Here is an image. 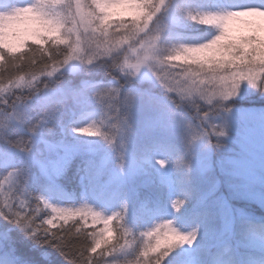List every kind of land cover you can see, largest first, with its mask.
I'll return each instance as SVG.
<instances>
[{
  "label": "snow or ice",
  "instance_id": "6c2138e0",
  "mask_svg": "<svg viewBox=\"0 0 264 264\" xmlns=\"http://www.w3.org/2000/svg\"><path fill=\"white\" fill-rule=\"evenodd\" d=\"M49 4L68 5L67 16L49 17L45 11ZM199 7L204 9L201 20L219 18L223 23L198 45L177 47L173 41L181 35L174 31L179 17L169 11V0L0 2V118L4 120L0 125V218L35 242L55 247L67 264H120L118 254L130 237H143L145 244L138 252L129 245L130 264H201L215 215L202 197L195 198L192 209L186 211L196 192L192 183L193 161L198 163V144L206 150L223 147L227 122L210 120V116L221 115L211 100L206 109L197 107L198 119L187 118L183 109H170L164 100L199 94L204 85H208L205 91H210L213 84L222 86L219 95L225 101L238 98L245 82L254 91L264 92V0H215L212 7ZM181 11L192 15L187 5ZM124 16L130 19H122ZM165 44L169 54L161 57L158 53ZM61 47L66 49L63 53L59 51ZM181 48L188 55L182 54ZM113 58L118 62L111 64V81L85 83L83 90L101 103L104 117L117 121L112 127L125 137L117 153L121 171L129 163L126 140L133 135L130 117L138 104L154 113L155 127L178 140V146L171 141L167 144L173 155L151 157L159 168L170 166L179 174L175 183L180 194L168 197L166 207L170 211L163 214L154 215L148 200L133 211L128 201L121 199L119 207L110 214L87 200L79 207L54 205L47 198L34 195L29 187L33 181H43L45 186L55 183L74 158L94 151L89 143L92 139L99 138L115 150V136L102 127L105 118L98 122L89 119L84 111L65 124L57 109L52 108L33 119L27 104L41 91V84L47 89L51 78L70 62L92 71L98 63ZM157 88L164 96L156 94ZM105 100L107 104L103 103ZM231 110L232 106H225L223 113ZM49 120L56 121L59 139H52L55 129ZM181 148L184 156L179 155ZM45 153L55 154L64 161L63 166L51 167L44 159ZM132 163L137 165V158L133 157ZM105 183L107 187H98V182L89 180L91 190L103 203L126 195L122 186ZM161 184L167 187L163 181ZM153 203L159 209V202ZM144 221L149 223L141 230L139 224ZM221 221L222 231L234 234L237 220L230 210L221 216ZM249 221L244 218L240 223ZM101 223L103 228L97 229ZM189 225L191 230L185 233L181 226ZM89 227L93 230L87 231ZM157 233L168 236L169 244L176 246L159 254L163 241L157 238L155 244H147ZM250 238L264 244V228L253 230Z\"/></svg>",
  "mask_w": 264,
  "mask_h": 264
},
{
  "label": "trees",
  "instance_id": "16d2710c",
  "mask_svg": "<svg viewBox=\"0 0 264 264\" xmlns=\"http://www.w3.org/2000/svg\"><path fill=\"white\" fill-rule=\"evenodd\" d=\"M0 2H7V0H0ZM17 2L22 3L25 2V0H17ZM214 2L215 0H198L199 5L203 7H212ZM174 8L175 5L173 6V9ZM121 18L125 20L130 19L128 16ZM189 31L203 32L204 29L202 27H193L189 29ZM110 81L111 76L103 69L85 71L81 68L77 73H58L54 78H51L49 86L58 85L62 87V93H59L51 99H43L42 93L44 87L43 84H41V91L32 96L27 104L32 110L33 119H35L41 111L55 108L57 109L60 119L65 124L84 111L89 114V119L101 120L105 118L104 115H102V107L95 101L94 97H92L87 91L83 90V85L85 83L100 84L108 83ZM252 94V97L257 98L253 103L264 104V95H261L257 91ZM247 104L248 101L246 100L238 101L235 99L232 102V107ZM183 111L186 113L187 118L191 119L189 116L190 110L185 108ZM108 115H111V113H108ZM89 123H91V121H89ZM49 124L55 129V134L52 139H59L60 131L59 128L56 127V121L49 120ZM131 125L133 127L134 137L132 154L142 164V170H140L135 176L133 183L131 182L132 190L127 192L126 189H122L123 193H126V195L122 194L119 196L116 200L115 207L111 210L113 211L119 207L121 199H126L133 211L140 208L142 201L148 200V207L154 215L163 214L166 211H170L166 207L168 197L180 194V187L175 183L179 174L170 166L164 169L159 168L152 162L151 157L153 155L157 157L173 155L174 153L167 148V144L171 141V143L177 144L178 146V140L174 136L170 137L168 132L159 127H155L154 122L145 124L131 122ZM78 135L83 138L87 137L86 134ZM4 149H6V147ZM180 151H182V148ZM46 155L47 153L44 154V156ZM99 165L100 161L98 155L82 153L71 161L66 172L58 177L55 180V183L45 186L43 181L40 183L33 181L29 186L30 190L34 195H40L47 198L54 205L79 207V204L83 200H87L93 206L101 208L105 214H110V209L98 205L89 199L90 192H93L89 186L90 178L98 182V187H101L108 177V169L99 167ZM201 180L202 179L197 174V169L193 163L192 183L196 192L193 201L189 202L186 211L192 209L195 198L202 197L204 199L205 206L215 215V221L212 225L213 231L206 239V246L214 247L221 241L227 239L228 235L224 237L221 234L220 218L217 215V212L209 204L208 199L211 194L204 195V193H202L203 182ZM161 181H163L167 187L162 186ZM155 201L159 202V209L155 207L153 203ZM237 204L250 213L248 217H243V219L248 218L250 221L264 223V207L246 200H238ZM37 223H39V221ZM71 223L72 222L70 221L69 224ZM145 223L149 222L144 221L139 224L141 230L144 229ZM181 223H183L182 220ZM89 224H91V221H89ZM129 226H132L131 218ZM240 227L241 223L239 221L236 224L234 234L239 233ZM96 228H103V224H97ZM92 230L91 227L87 229V231ZM233 242H235V240H233ZM121 243H123V240ZM249 247L252 249H261L264 248V244H261L259 241L253 242L250 238ZM244 251V249H239L237 254ZM118 255L122 258L126 254L119 253ZM127 255L129 259L132 258L131 251H129ZM0 264H67V261L55 247L50 244L35 242L33 239L25 236V234L14 225L0 218ZM249 264L253 263L249 262Z\"/></svg>",
  "mask_w": 264,
  "mask_h": 264
},
{
  "label": "rangeland",
  "instance_id": "374dc122",
  "mask_svg": "<svg viewBox=\"0 0 264 264\" xmlns=\"http://www.w3.org/2000/svg\"><path fill=\"white\" fill-rule=\"evenodd\" d=\"M81 68L77 66V62H70L59 73H77ZM242 87L243 92L236 99L238 101H248L247 105L234 106L231 112L223 113L220 116H210V120L213 122L219 123L221 120L227 122L228 135L224 140L223 147L221 149L206 150L202 144H198L196 146L198 163L196 160L193 161L197 174L203 182L202 193L204 195L211 194L208 201L210 206L217 212L220 223H222L221 216L228 214L229 210L231 215L236 217L237 223L243 217L250 215L249 212L237 204L238 200L254 202L264 207V104L253 103L257 99L252 97V93L255 91L248 85ZM61 89L62 87L58 85L44 88L42 98L51 99L62 93ZM160 91L162 90L155 89L157 95H161ZM189 114L192 118V110ZM131 122L152 123L154 122V113L143 104H138L130 117ZM133 138L132 135L127 151L129 163L123 171L117 167L118 158L115 157L113 150L102 140L96 138L89 141L94 149L92 154L99 156V167L108 169V177L105 182L120 185L127 192L132 190L134 178L142 170V164L138 159L137 165L132 163V159L135 157L132 154ZM215 142V137H213L212 143ZM4 150L8 151L7 148ZM44 159L51 167H61L64 163L55 154L47 153ZM105 182L101 187L108 186ZM89 199L112 211L111 209L115 207L118 197L109 203H103L96 198L94 192H90ZM221 234L224 237L228 235L222 229ZM251 240L257 242V240ZM249 262L257 264L255 259H250Z\"/></svg>",
  "mask_w": 264,
  "mask_h": 264
},
{
  "label": "clouds",
  "instance_id": "9594fccd",
  "mask_svg": "<svg viewBox=\"0 0 264 264\" xmlns=\"http://www.w3.org/2000/svg\"><path fill=\"white\" fill-rule=\"evenodd\" d=\"M175 8L173 9V6ZM187 5L192 13L191 16L186 15L184 11L181 9ZM221 7L224 5L221 3ZM68 5H57L52 6L51 4L47 5L45 11L48 13L49 17H56L59 14H63L67 16L68 14ZM169 11L175 12V14L179 17V24L174 27V31L180 33L181 35L174 39L173 43L177 47H180L181 44H191V45H198L203 40L210 38L218 31V25L223 23L222 19H209V20H201L199 18L200 14L204 11V9L199 7L198 0H169ZM161 15H166L162 13ZM193 27H202L204 29L203 32H191L189 29ZM42 39H46V37H41ZM169 46L167 44L161 48L158 55L163 57L169 54L168 51ZM66 49L61 47L59 51L63 53ZM182 54L188 55V52L184 51L183 48L180 49ZM94 52L95 50H91ZM118 62L117 58H113L112 61L109 62H100L96 65L95 69H103L108 75L112 76L114 73L111 69V64ZM104 65V66H101ZM85 71H88L86 68ZM245 85L247 83L245 82ZM261 87L264 88V81L261 82ZM208 88V85H204L201 87L199 94L193 93L192 95H184L179 98H172V99H165L164 103L168 105V107L172 110L176 109H190L192 110V118L191 119H198L197 115V107L201 110H204L208 106V100H211L212 106L216 108V110L223 114V108L225 106H232L233 101H225L219 95L222 91V86L217 87L215 84L211 86L210 91H205ZM3 90L0 89V92ZM264 95V92L260 93ZM164 96V94H161ZM95 101L102 107V115H103V106L101 103L94 98ZM107 104L108 101L105 100L103 102ZM51 110V109H49ZM99 122V120H98ZM117 121L105 118V122L102 125L103 129L115 136V144H114V155L117 157V153L121 150L120 149V141L125 139L123 133L119 131L117 128L112 127L114 123ZM4 123L3 118H0V125ZM131 125V123H130ZM120 127L122 128L123 125L121 124ZM132 127V125H131ZM2 130V129H0ZM133 132V127H132ZM132 136V135H131ZM131 136H129L126 140L127 147L129 145V141ZM180 156H184V151L179 153ZM118 158V157H117ZM185 160L187 157L185 156ZM119 160L117 159V165ZM178 166H181L178 164ZM185 233L191 230V225L189 226H181ZM264 228V223H257L255 221H249L241 225L238 234H231L228 235V238L221 241L217 246H206L205 247V254L202 258L201 264H249V260L255 258L257 264H264V248L261 249H252L249 247V239L251 232L253 230H260ZM157 238L164 242V246L159 249V254L167 253L170 247H175V244H169V237L163 235L162 233H157L156 235L152 236L148 239L147 244L152 245L157 242ZM192 239V237H189ZM235 240V242H233ZM178 243V242H177ZM184 244H187L188 248H192L191 244H188L187 241H184ZM129 245H131L132 251L138 252L141 247H145L143 237H130L128 244H125L124 247L120 250L121 253L124 255L121 258L120 264H130L128 253H129ZM239 249H244V252L238 253Z\"/></svg>",
  "mask_w": 264,
  "mask_h": 264
}]
</instances>
